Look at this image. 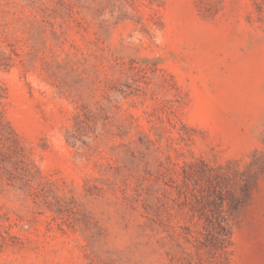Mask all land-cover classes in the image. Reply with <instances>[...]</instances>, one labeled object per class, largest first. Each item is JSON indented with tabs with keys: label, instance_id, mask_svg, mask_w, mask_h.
I'll return each instance as SVG.
<instances>
[{
	"label": "rangeland",
	"instance_id": "rangeland-1",
	"mask_svg": "<svg viewBox=\"0 0 264 264\" xmlns=\"http://www.w3.org/2000/svg\"><path fill=\"white\" fill-rule=\"evenodd\" d=\"M0 264H264V0H0Z\"/></svg>",
	"mask_w": 264,
	"mask_h": 264
},
{
	"label": "trees",
	"instance_id": "trees-1",
	"mask_svg": "<svg viewBox=\"0 0 264 264\" xmlns=\"http://www.w3.org/2000/svg\"><path fill=\"white\" fill-rule=\"evenodd\" d=\"M217 226H218V230L215 231L216 233L214 237L215 243H213V246L219 244L220 247L221 243H223L225 240H229L230 231L223 217H221L220 221H218Z\"/></svg>",
	"mask_w": 264,
	"mask_h": 264
}]
</instances>
